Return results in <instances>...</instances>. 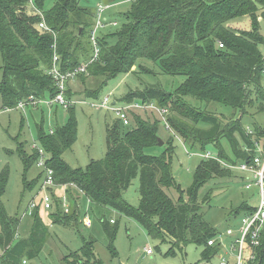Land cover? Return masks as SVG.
Wrapping results in <instances>:
<instances>
[{
  "label": "trees",
  "instance_id": "16d2710c",
  "mask_svg": "<svg viewBox=\"0 0 264 264\" xmlns=\"http://www.w3.org/2000/svg\"><path fill=\"white\" fill-rule=\"evenodd\" d=\"M81 1L54 0L45 10L47 0H33L39 15L28 14L29 0H0V105L3 109L17 110L19 102L30 99L37 102L52 100L58 93L52 76L46 74L52 66L53 36L35 29L42 20L56 34L62 73L73 71L91 59L93 50L89 34L96 9L80 5ZM99 2L104 5L128 2L129 8L122 13L121 25L117 21L107 25H120L119 30L108 28L99 33L98 59L79 72L74 81L66 83L64 97L70 101L79 97L94 101L110 79L127 74L139 60H148L162 76H182L184 81L170 90L155 84L129 91L117 103L156 104L166 110L164 118L173 134L165 140V147H161L159 154H147L145 150L158 146V139H161L158 125L163 119L157 111L129 109L126 111L128 125L123 126L119 119L106 125L105 157L89 162L85 170L72 169L62 159L65 150L76 140V121L70 114L69 121L52 133L46 134L43 125L37 126L40 147L49 155L47 166L52 168L57 185L73 184L80 195L90 200V205L113 209L135 220L149 236L168 242L169 252L176 249L181 252L194 244L201 248L202 261L211 260L220 248L209 246L208 241L217 237L219 231L204 221L201 207L212 193L207 192L199 200L198 191L210 182L230 179L233 169L228 166L239 163L254 166V158L264 160V124L258 120L244 128L241 122L244 115L253 116L252 112L264 118V52H260L264 37L259 33L258 23L264 16V0ZM261 9L263 12L260 13ZM243 19L249 25L248 29H239ZM139 68L147 74L152 73L141 64H138ZM191 101L203 102L205 107H196ZM212 103L236 110L240 116L235 117L232 113L230 119L225 120L226 116L208 110ZM72 106L67 107L70 112ZM146 112L154 116L149 117ZM173 137L191 150L203 151L208 145L219 150L216 159H201L185 192L180 190L171 173L175 150ZM221 140L230 146L231 159L221 147ZM17 152L24 159L26 168L37 158V152L31 151L32 155H28L23 151V143L17 145ZM137 175L140 203L134 209L122 200L121 194ZM41 176L38 175L36 181H40ZM7 179L8 170L4 168L0 173V264H23L25 260L37 257L49 231L37 212V204L32 212L30 234L18 237L20 220L6 214L1 198ZM174 191L181 194L180 200L174 201L171 197L170 193ZM182 193L186 195V201ZM239 211L250 215L256 207H248L245 202L235 213ZM71 212L66 215L69 217L67 223L78 232L80 212L75 207ZM66 216L59 218L51 214L49 220L52 224L66 225L63 223ZM99 222L108 250L114 257L113 240L118 226L105 218ZM260 237V244L255 249L247 245L246 253L253 250L256 257L251 263L246 258V264H264V232ZM80 239L81 249L64 256V264H101L94 255L96 242L93 238L82 236Z\"/></svg>",
  "mask_w": 264,
  "mask_h": 264
},
{
  "label": "rangeland",
  "instance_id": "374dc122",
  "mask_svg": "<svg viewBox=\"0 0 264 264\" xmlns=\"http://www.w3.org/2000/svg\"><path fill=\"white\" fill-rule=\"evenodd\" d=\"M53 1L47 0L45 10L51 7ZM105 1L112 2V0ZM99 3H101L99 0H82L80 5L96 9ZM107 5L110 7L105 11L104 18L112 22L117 21L121 25L122 13H125L129 8V3L122 2L121 4ZM258 8L260 9V7ZM261 12H263L262 9L260 10ZM119 15L120 17L118 18ZM261 17L259 18L260 22H258L259 33L264 37V16ZM234 23L232 22L231 25H234ZM239 23H241L239 29L249 28V25H246V20L244 21L243 19ZM120 25L116 27L107 26V29L98 31L97 36L102 31L106 32L108 28L119 30ZM261 51L264 52V46L260 47ZM138 64H141L146 70L149 69L152 73L147 74L148 72L138 69ZM138 64L127 74L118 75L110 79L100 92L99 98L94 99V101L80 97L74 98L76 103L73 104L71 112L67 107L47 105L49 99L40 103L35 101L34 106H29L24 109V112L21 109H3L0 105V173L4 168L8 170L6 189L1 197L4 209L9 217L20 220L17 228L18 237H27L32 229V215L25 213V211L28 204L34 200L38 204L37 212L49 231V236L37 257L25 260L23 264H64V256L81 249L83 243L80 237L82 236L85 238L92 237L96 242L94 255L100 260L101 264H196L202 261L200 247L190 244L183 248L181 252L178 249L174 252H169L170 244L168 242H162L149 236L145 229L135 220L127 218L113 209H103L94 207L90 203L87 204V199L80 195L79 191L73 187V184H67L66 187H53L47 193L40 191V182L36 180L38 175L41 174V169L35 166V162L26 168L24 159L18 156L17 145L23 143V151L27 152L28 155H32L30 151L32 144L40 145L36 136L37 126L43 125V132L49 134L50 130L53 131L56 127H63L69 121L70 114H72L76 121V140L69 149L65 150L62 156L63 161L72 169L85 170L89 162H96V160L104 158L107 152L105 128L111 120L116 119V116L112 111L93 108L90 103H98L110 93H112L111 102L115 100V103H117L129 91L140 90L145 88V86L155 84L170 90L184 81L182 76H162L155 69L156 66L148 60H139ZM1 65L0 55V81L2 78ZM191 102L196 107H205L203 102L201 104L197 101ZM117 104L120 105V103ZM208 110L220 116H226L225 120L230 119L232 113L235 117L240 116L238 111L219 103L210 104ZM250 112H252V109ZM135 113L144 114L139 111ZM145 115L154 116L153 113L149 114L148 112ZM251 115L253 116L244 115L242 117L241 122L244 128L252 126V123L258 120L264 124L262 115L255 116L253 112ZM158 133L161 137L162 145H158L155 149L145 150L147 154H159L162 151L161 147L164 146L165 140H168L173 134L172 132L170 133V130L166 128L163 122L158 125ZM173 138L175 150L171 161V173L173 179L179 184L180 190L185 192L193 181L192 176L195 168L201 162L199 155L208 152L213 157H217L219 150L211 145L206 146L203 151L198 149L191 150L188 147H184L179 139ZM220 145L231 159V149L227 141L221 140ZM247 179H251V176L234 169L231 172L230 179L226 180L225 178L210 182L198 191L199 200H202L207 192L210 191L212 193L209 201L201 207V214L204 221L218 229L220 234L217 239L219 242L222 240V244L225 246V248H221L219 254L221 252L227 254L226 261L228 264H235V252L229 251V248L230 245L234 244L238 235L237 229L241 226L240 219L245 216L242 211L235 213V210L239 209L245 202L248 207H255L258 201L257 189L254 183H251L250 189L246 190L244 188ZM34 182L35 185L30 189L31 184ZM139 186L140 180L139 175H137L127 190L121 194L122 200L134 209H137L140 203ZM170 194L174 201H178L180 200L179 197H182L181 194L179 195L175 191ZM43 195H48L51 199L49 210L43 208L41 203ZM64 199H67L65 209H63ZM183 199L186 201L185 194H183ZM74 203L75 206L73 205ZM74 207L81 215L77 226L78 232L67 223L69 217L66 215L72 214L71 211ZM88 209H90V212H88ZM86 210L88 213L85 212ZM51 214H55L59 218L66 216L63 218V223H67L66 225L68 226L50 223L49 217ZM86 215L90 219V228L84 227L81 222ZM102 218L114 221L116 226H118L113 240L114 257L111 256L108 250V242L99 222ZM69 223L72 225L74 221L71 219ZM227 229L234 231L232 237L226 236ZM146 250H149L150 253L146 254ZM218 257L219 255H215L211 259V263L215 264Z\"/></svg>",
  "mask_w": 264,
  "mask_h": 264
},
{
  "label": "built area",
  "instance_id": "2783aa9c",
  "mask_svg": "<svg viewBox=\"0 0 264 264\" xmlns=\"http://www.w3.org/2000/svg\"><path fill=\"white\" fill-rule=\"evenodd\" d=\"M110 6L107 5L105 6L104 4L99 3L97 5V8L95 10L96 12V17H95V22L93 24V28L89 34V42L92 45V50L93 54L91 56V59L88 62H84L81 65H79L76 69L73 71H66V72H61L60 71V59L59 55L57 53V44L55 43L56 39V34L53 32L47 25H45L44 21L42 20L41 22L37 23L35 25V29L41 34L44 33H51L53 36V43H52V66L46 70V74L51 75L56 89L58 90V93L55 95V97L52 100H49L47 105H52V104H57L59 106L64 107H69L75 104V101H70L67 100L64 97V93L66 91L65 86L67 82L74 81L76 76L78 75L79 72H83L85 68L87 67L88 64L93 63V61H96L98 58V54L100 51L99 44L97 43V34L98 31L105 29L107 25H114V22L108 21L104 18V13L105 11L109 8ZM29 9V10H28ZM28 14H40L39 11L36 10L33 0H29V6L27 8ZM222 47V45H219ZM111 97L112 93H110L108 96L104 97L101 101L98 103H90L92 107L97 108V109H105L112 111L116 119H119L122 123L123 126L129 124V119H127L126 116V111L129 109H150L153 111H157L159 115L162 117V122L168 129V125L166 122V118H164V114L166 113V110L163 108H160L156 104L152 103H139V102H131V103H125V104H120L118 105L117 103L111 102ZM34 100L32 101L31 99L27 102H19L17 104L18 109H21L22 112H24V109H26L29 106L34 105ZM43 102V101H41ZM40 103V102H39ZM84 103V102H80ZM50 133H52V130H50ZM30 151H35L37 152V158L35 160V166L41 169V178H40V184H39V189L40 191H45L47 193L51 188L53 187H66V185H57L56 182H54L53 179V170L51 167L47 166V161L49 160V155L44 151L40 145L37 146L35 143L32 144L30 147ZM201 159H216L213 157L210 153H203L202 155H199ZM255 164L254 166L252 165H247L245 163H240L239 165H234V166H228L230 169H236L241 173L247 174L251 176V179H247L244 185V188L246 190L250 189L251 183H254L256 189H257V205L256 211L251 213L250 215H245L240 219L241 226L237 229V237L234 241V244L230 245L229 251H234L235 252V264H246L245 260L246 258L249 259V262L251 263L256 255L253 252V250L250 253H246L247 245L252 249H255L256 247L259 246L260 244V234L264 232V160L260 161L258 157L254 158ZM50 197L48 195H43V199L41 200V203L43 205V208L45 210L50 209ZM66 201L67 199L63 200V209L66 208ZM90 203V200L87 198V204ZM37 203L31 201L28 206L27 210L25 213L28 214H33V210L36 208ZM66 211V210H65ZM87 212V210L85 211ZM88 213V212H87ZM81 222L83 223V226L86 228H90V219L88 215L82 218ZM112 222V221H111ZM220 234V233H219ZM234 234V231L231 229L226 230V236L232 237ZM219 235L211 240L208 241L209 246H217L220 248H225V246L222 244V240L219 242L218 238ZM219 250V252H220ZM217 253L219 257L217 258V262L215 264H228L226 261V255L224 252H221V254ZM150 251L146 250V254H149ZM196 264H212L211 260H206V261H201Z\"/></svg>",
  "mask_w": 264,
  "mask_h": 264
},
{
  "label": "water",
  "instance_id": "95a60500",
  "mask_svg": "<svg viewBox=\"0 0 264 264\" xmlns=\"http://www.w3.org/2000/svg\"><path fill=\"white\" fill-rule=\"evenodd\" d=\"M158 145H159V146H161V145H162V141H161V139H160V138L158 139Z\"/></svg>",
  "mask_w": 264,
  "mask_h": 264
}]
</instances>
